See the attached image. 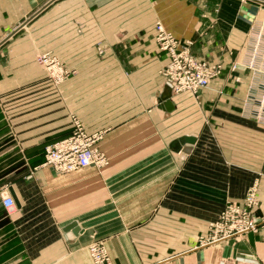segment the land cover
<instances>
[{
  "label": "crops",
  "instance_id": "0c3cea01",
  "mask_svg": "<svg viewBox=\"0 0 264 264\" xmlns=\"http://www.w3.org/2000/svg\"><path fill=\"white\" fill-rule=\"evenodd\" d=\"M158 22L223 67L197 95L172 94L170 112ZM253 53L264 67V0H0V264H94V241L109 264H264V122L255 104L246 110ZM44 54L63 81L38 63ZM75 120L101 134L105 162L58 173L34 151ZM184 137L196 142L176 151ZM252 187L258 233L194 244Z\"/></svg>",
  "mask_w": 264,
  "mask_h": 264
},
{
  "label": "built area",
  "instance_id": "2783aa9c",
  "mask_svg": "<svg viewBox=\"0 0 264 264\" xmlns=\"http://www.w3.org/2000/svg\"><path fill=\"white\" fill-rule=\"evenodd\" d=\"M155 28L159 49L169 60L162 74L171 83L172 94L187 92L197 95L201 89L209 85L212 79L222 73L223 67L220 63H211L195 57L190 50L191 42L181 43L159 22ZM255 53H253L254 59L247 67L251 70L252 76L246 98V110L251 112V107L255 104L257 108L252 111V114L260 122H264V67L256 62ZM37 61L56 82L63 81L68 75L62 63L50 54L38 56ZM100 139V133H88L82 123L75 120L73 131L68 137L46 147L45 163L58 173H70L92 165L103 164L105 158L96 147ZM254 189L255 187L249 189L241 204L248 207L255 204ZM2 204L8 210L14 206L13 199L9 196L2 198ZM248 216L246 208L223 211L218 221L211 224V229L216 228V235L212 240L216 242L252 230L255 225L253 222H247ZM90 253L95 264H105L109 261L103 247L97 244L90 247Z\"/></svg>",
  "mask_w": 264,
  "mask_h": 264
},
{
  "label": "rangeland",
  "instance_id": "374dc122",
  "mask_svg": "<svg viewBox=\"0 0 264 264\" xmlns=\"http://www.w3.org/2000/svg\"><path fill=\"white\" fill-rule=\"evenodd\" d=\"M5 139V138H4ZM52 144V143H51ZM51 144H47L44 148L43 147H41V148H39V149H35V151L34 152H41L42 154H44V156H45V151H46V147H48L49 145H51ZM7 139H5V140H0V148H2V149H6L7 147ZM16 154V153H15ZM41 154V155H42ZM15 160H17L18 158H17V154H16V156H15V158H14ZM255 190V199H256V202H255V204L254 205H251V206H246V205H243V204H241L242 203V201H243V199L245 198H243L242 199V201L240 202V203H229V204H227L221 211H220V213L218 214V216H217V218L215 219V220H213V221H210L209 223H208V228H207V231L206 232H204V233H198V234H194V238H193V242H194V244L195 243H197L199 246L200 245H207V244H215L216 243V245H219L218 243L220 242V241H226V240H228V239H235V240H239L243 235H245L246 233H248V232H252V233H258L259 231H260V229H261V227H262V222H260L259 220H258V218H257V216H256V214H257V211L259 210V199H258V192H257V189L255 188L254 189ZM249 191V190H248ZM247 191V192H248ZM246 195H247V193H246ZM245 195V196H246ZM237 208H246L247 209V213H249V216H248V221L247 222H253V225H255V227L252 229V230H249V231H247V232H244V233H242V234H239V235H236V236H233V237H230V238H227V239H222V240H219V241H216V242H214L213 240H212V238L216 235V228H213V229H211V224H213V223H216L217 221H218V219H219V216H220V214L223 212V211H226V210H229V209H237ZM142 224V223H141ZM145 225H152V223L151 222H145ZM136 226L137 225H134L131 229H135L136 228ZM217 235H219V233H217ZM208 242H210V243H208ZM99 245L100 247H103V249H104V251H105V253H106V255L108 256V258H109V261H107L105 264H109V262L111 261V258H110V256H109V254H108V252L106 251V249H105V247H104V245H103V243L101 242V241H94L93 243H91L90 245H89V252H90V247L92 246V245ZM215 246V245H214ZM90 256H91V258H92V260H93V257H92V255H91V253H90ZM93 262H94V260H93ZM94 264H95V262H94Z\"/></svg>",
  "mask_w": 264,
  "mask_h": 264
},
{
  "label": "water",
  "instance_id": "95a60500",
  "mask_svg": "<svg viewBox=\"0 0 264 264\" xmlns=\"http://www.w3.org/2000/svg\"><path fill=\"white\" fill-rule=\"evenodd\" d=\"M171 89H172L171 83L168 82L164 92L161 94L159 99L160 108L165 109L166 111L169 112L173 110V105L171 101V97H172ZM195 142H196L195 137H184L183 139L175 143L174 149L178 151L180 149L181 143L194 144ZM74 228H77L75 223L69 227V229H73L74 232H77L78 229H74Z\"/></svg>",
  "mask_w": 264,
  "mask_h": 264
}]
</instances>
